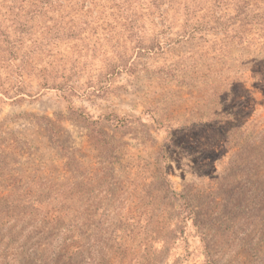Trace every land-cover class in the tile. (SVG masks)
<instances>
[{
    "label": "rangeland",
    "instance_id": "374dc122",
    "mask_svg": "<svg viewBox=\"0 0 264 264\" xmlns=\"http://www.w3.org/2000/svg\"><path fill=\"white\" fill-rule=\"evenodd\" d=\"M110 5L104 29L50 61L0 65V264H54L45 223L62 206L72 264H264V198L241 149L264 128V81L222 100L211 85L217 59L259 54L262 27L222 34L201 25L207 0H135L129 31Z\"/></svg>",
    "mask_w": 264,
    "mask_h": 264
},
{
    "label": "trees",
    "instance_id": "16d2710c",
    "mask_svg": "<svg viewBox=\"0 0 264 264\" xmlns=\"http://www.w3.org/2000/svg\"><path fill=\"white\" fill-rule=\"evenodd\" d=\"M157 1L153 0V6L157 7ZM230 6L228 0H207L206 14L200 17L202 27H209L225 34L228 29L234 28L237 23L239 28L260 26L264 33V0H236ZM259 2L263 7H258ZM111 4L108 10L117 12L123 20L122 27L132 31L135 29V0H0V65H10L19 62L17 70L20 72L24 65L31 63L35 58L50 61L58 53L51 49H57L63 43L73 41L79 31L88 29H104V14L106 4ZM230 7L235 17L223 22L222 16L228 13ZM112 11H110L111 13ZM79 35V34H78ZM261 39L260 52L251 61L224 62L219 58L215 61L214 68L217 76L211 85H216L214 95L218 100L238 97L241 93L246 96L242 87L244 79L258 77L264 81L262 75L256 74L258 67L264 74V34ZM49 58V59H48ZM3 66H0V70ZM250 72V75H248ZM18 75V74H17ZM19 76V75H18ZM57 87L44 83L43 87ZM57 88H61L60 86ZM56 88V89H57ZM20 91V87L17 88ZM8 90L0 84V95H7ZM235 94L234 96H232ZM238 102V101H237ZM264 128L255 135H250L244 146V152L253 153L252 176L255 177L251 183L252 187L258 185L262 189L264 198V172L257 173L258 169L264 170ZM262 151V152H261ZM55 219L49 218L45 223L48 231L60 232L59 245L55 247L58 253L51 252L55 259L54 264H72L73 254L71 251V224L68 220L69 208L62 206ZM45 235L38 242L37 247H44L50 252L51 240L54 235L41 232ZM47 241V243H46ZM48 252L43 254L47 257Z\"/></svg>",
    "mask_w": 264,
    "mask_h": 264
}]
</instances>
